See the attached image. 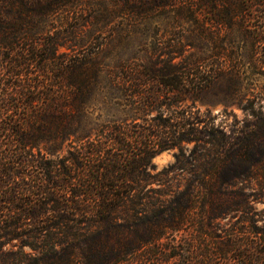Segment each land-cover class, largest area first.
I'll return each mask as SVG.
<instances>
[{
	"label": "trees",
	"instance_id": "obj_1",
	"mask_svg": "<svg viewBox=\"0 0 264 264\" xmlns=\"http://www.w3.org/2000/svg\"><path fill=\"white\" fill-rule=\"evenodd\" d=\"M152 19L166 37L109 69L129 114L100 121L103 67L75 35ZM244 48L264 75V0H0V238H73L0 240V264H264V104L243 92ZM222 78L243 119L183 103ZM185 162L193 176L155 197L149 180Z\"/></svg>",
	"mask_w": 264,
	"mask_h": 264
},
{
	"label": "rangeland",
	"instance_id": "obj_2",
	"mask_svg": "<svg viewBox=\"0 0 264 264\" xmlns=\"http://www.w3.org/2000/svg\"><path fill=\"white\" fill-rule=\"evenodd\" d=\"M115 26L103 31H91L85 29L77 33L76 40L79 42H86L83 47L76 46V51H94L96 60L101 64L102 72L99 78V88L96 90L95 101L92 110L95 116H99L100 121L110 119H122L129 114V108L124 107L122 104V96L119 89L114 86L109 77V69L116 67L117 65L127 61L135 59H147L148 52L154 46L156 38L164 35L166 28V19H152L145 20L134 24L128 23V20L114 21ZM166 37V34L164 35ZM71 51V49H69ZM248 49H241V59L244 62V68L246 73L251 76L248 80H243V92L249 97H253V94L260 93L262 95L261 103L264 104V75L254 74V67L248 61ZM232 81L228 78H222L214 83L208 89L196 94L195 96L187 97L183 100L185 105L194 104L202 111L210 110L213 115H218V121L222 118V113L225 110L233 111L238 119L246 117L245 111L238 105L237 102H231L227 97V88ZM232 116L230 117L231 120ZM192 145L186 148V158L190 159ZM69 148V140H65L61 144L52 145L42 143L40 149L49 155L56 158L63 156L67 153ZM179 150L170 149L164 151L154 158V163L157 165V171L163 170L165 167L175 162V153ZM186 170L170 172L166 179L157 181L155 179L149 180L151 187L158 190L161 194L153 195L159 199H167L170 195H166L164 191H169L172 187L178 184H185L193 174L190 172V165L184 163ZM160 177V176H159ZM161 178V177H160ZM169 181L167 182L166 180ZM172 186V187H171ZM259 208H263L264 204H258ZM192 227L182 228L180 230H170L172 235L163 237L162 240L166 241L169 238H191V234L195 236V231ZM194 238V237H193ZM71 240L73 238H0L3 241H9L12 244H21L22 242H28L31 240ZM83 239V238H82ZM99 240H107L108 242H114L117 238H97ZM131 240L134 238H124ZM8 249L17 248L12 247L11 244L7 245ZM28 252H33L29 247L25 248ZM144 247L138 250V255L144 253ZM35 252V251H34ZM37 253V252H35ZM130 254L129 256H133Z\"/></svg>",
	"mask_w": 264,
	"mask_h": 264
}]
</instances>
